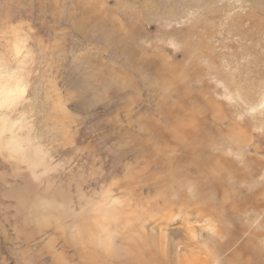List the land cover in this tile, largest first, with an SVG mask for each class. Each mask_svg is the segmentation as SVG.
<instances>
[{
	"label": "rangeland",
	"instance_id": "1",
	"mask_svg": "<svg viewBox=\"0 0 264 264\" xmlns=\"http://www.w3.org/2000/svg\"><path fill=\"white\" fill-rule=\"evenodd\" d=\"M0 83V264H264V0H0Z\"/></svg>",
	"mask_w": 264,
	"mask_h": 264
},
{
	"label": "clouds",
	"instance_id": "2",
	"mask_svg": "<svg viewBox=\"0 0 264 264\" xmlns=\"http://www.w3.org/2000/svg\"><path fill=\"white\" fill-rule=\"evenodd\" d=\"M10 88L7 84L0 83V140L12 145L18 137L32 135L34 129L31 116L26 111H21V106L26 102L27 88L18 86L13 89L15 94L14 103H5ZM24 162V161H22Z\"/></svg>",
	"mask_w": 264,
	"mask_h": 264
},
{
	"label": "bare ground",
	"instance_id": "3",
	"mask_svg": "<svg viewBox=\"0 0 264 264\" xmlns=\"http://www.w3.org/2000/svg\"><path fill=\"white\" fill-rule=\"evenodd\" d=\"M118 23V22H117ZM151 61V60H150ZM149 61V62H150ZM159 62V61H158ZM156 64V63H155ZM159 64H160V62H159ZM154 66V65H153ZM160 66H161V64H160ZM157 67H159V65H157ZM158 69V68H157ZM8 86H9V88H10V91H9V94H8V96H7V99L4 101L5 103H14L15 102V99H16V97H15V94H14V91H13V89H15V88H17V87H13L12 85H10V84H7ZM100 96V95H99ZM3 101L2 100H0V103H2ZM264 105V100L260 103V107L261 106H263ZM198 121V120H197ZM178 124H180V123H178ZM202 124V123H201ZM200 124V125H201ZM199 125V126H200ZM178 128H181V127H178ZM184 128V127H183ZM196 128H197V126H196ZM183 130V132L186 130V128L185 129H182ZM196 130V129H195ZM182 132V133H183ZM197 132H199V130L197 131ZM200 132L199 133H196L195 131L193 132V130H190V131H187V132H185L184 134H183V138H186L187 140L188 139H192L191 138V136H197V137H200ZM204 135V134H203ZM208 136V135H207ZM206 135H205V137H203V138H206L207 137ZM193 140V139H192ZM190 142H192V141H190ZM199 142H202V140H199L198 142L197 141H194V145H196V147L198 148V152H200V153H203L204 151H202V149H204V147H201L198 143ZM198 145V146H197ZM208 145V144H207ZM209 146V145H208ZM23 146H22V140L21 139H18L17 138V140L12 144V145H8V144H6L3 140L2 141H0V151H2L3 153H5V155H6V157L8 158V161H12L13 163H18V164H27V165H29V166H35L36 167V163H37V161L38 160H33V159H36V158H40V156L38 155V154H35L34 155V158L32 159V157H31V159L32 160H29L30 158L26 155V153H25V151L23 150V148H22ZM218 158V157H217ZM219 159H221V158H218V161H219ZM22 161H24V162H22ZM39 162H41V161H39ZM40 165V164H39ZM169 165V164H168ZM22 166V165H21ZM24 166V165H23ZM171 167H173V166H171ZM204 169V168H203ZM223 170V169H222ZM204 174H205V176H207V177H209V174L208 173H205L204 172ZM209 180H207V184H211L210 182H208ZM241 181V180H240ZM212 185V184H211ZM222 185V184H221ZM216 186V185H215ZM223 186H224V184H223ZM226 186V185H225ZM232 186V185H231ZM48 219H50V218H48ZM84 220V219H83ZM49 221V220H48ZM81 223V222H80ZM82 224H84V223H82ZM87 225V224H86ZM100 228H101V233H102V231H105V229H106V227L105 226H100ZM93 230L96 232V234H95V232L93 233V234H95L94 236L95 237H93V239H95L94 240V243H95V246L97 247V245L100 243H102V239H101V237H100V233L98 232V231H96L94 228H93ZM107 231V230H106ZM90 234V233H89ZM92 235V234H91ZM112 241V240H111ZM130 241H134V246L132 247L133 248V250H132V253L135 251V249H136V240H130ZM90 245H92L93 246V243L91 242V244ZM187 245L184 243L183 245H182V249L185 251V252H183V253H187V248L188 247H186ZM100 247V246H99ZM118 247V246H117ZM114 248H116V247H114ZM122 250H124V253L125 254H127V253H129L127 250H126V248L124 249V248H122L121 247V250L119 251V253H121L122 252ZM108 252V251H107ZM183 253L181 254V255H179V259L181 260V262L180 261H177V262H172V264H194L193 263V256H192V252L191 253H188V254H184L183 255ZM154 256L153 255H150L149 257H148V259H150V260H154V261H156L157 262V259L156 258H153ZM147 261V260H146ZM157 264H160V263H158L157 262Z\"/></svg>",
	"mask_w": 264,
	"mask_h": 264
}]
</instances>
